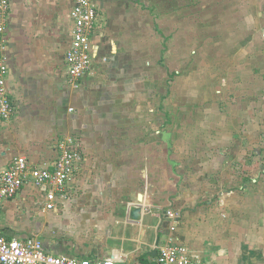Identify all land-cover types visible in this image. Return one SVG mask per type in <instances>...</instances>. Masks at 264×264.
I'll return each instance as SVG.
<instances>
[{
	"label": "crops",
	"instance_id": "1",
	"mask_svg": "<svg viewBox=\"0 0 264 264\" xmlns=\"http://www.w3.org/2000/svg\"><path fill=\"white\" fill-rule=\"evenodd\" d=\"M96 1L92 69L76 87L66 63L74 0H9L7 80L15 109L9 121L0 116V174L21 154L30 167L53 165L68 137L83 159L53 210L44 209L46 188L29 177L0 204V234L116 264H158L166 244L188 247L192 264H264V0L214 2L228 26L217 32L242 36L200 42L242 49L246 55L232 50L212 62L247 66L241 78L226 77L224 103L181 106L177 121L169 102L153 100L154 77L142 68L169 35L156 36L132 0ZM194 10L195 18L203 15ZM131 205L142 206L139 220L130 219Z\"/></svg>",
	"mask_w": 264,
	"mask_h": 264
},
{
	"label": "built area",
	"instance_id": "2",
	"mask_svg": "<svg viewBox=\"0 0 264 264\" xmlns=\"http://www.w3.org/2000/svg\"><path fill=\"white\" fill-rule=\"evenodd\" d=\"M10 9L9 0H0V116L9 121L14 114V104L8 87L9 41L7 21ZM73 20L72 41L66 53L69 80L78 86L92 69V34L98 18L96 0H74L71 9ZM83 159L80 149L75 146L72 137L65 138L60 144L58 159L53 165L30 167L25 155H17L9 168L0 174V204L13 198L29 177L32 182L47 190L45 210L57 207L60 196L66 198V185L75 177L79 163ZM170 219H176L173 210L167 211ZM174 228V227H173ZM158 264H192L190 250L184 245L166 244L160 247L157 256ZM0 264H116L113 259L91 260L48 252L41 239L36 237L12 238L0 234Z\"/></svg>",
	"mask_w": 264,
	"mask_h": 264
},
{
	"label": "rangeland",
	"instance_id": "3",
	"mask_svg": "<svg viewBox=\"0 0 264 264\" xmlns=\"http://www.w3.org/2000/svg\"><path fill=\"white\" fill-rule=\"evenodd\" d=\"M138 1L143 2V0ZM144 1L143 7L140 3H137V0L131 1L134 7L137 5L140 8L138 13L141 16L140 20L148 24H151L153 20V24L156 27L154 29L156 32L155 35L161 33L160 36L156 35L160 39H162L161 35L163 33L169 35L167 44L163 46L162 44L159 46L156 45L155 55L158 58H155L154 63L145 64L142 67L143 69L147 68L154 77L153 87L155 95L153 100L155 103L162 105L163 101L169 102L171 106V121L178 120L180 114L179 108L181 106L190 105L195 107L201 104L216 103L218 101L224 103L226 96L222 91L227 88L226 77L234 74V78H241L239 75L243 73L244 67L247 65H240V63H232L231 61L229 63L212 62V59L218 55L223 57L229 56L232 50L237 55H246V53L242 49H238L236 53L237 49H230L226 46L221 48L216 45L212 47L210 43L204 46L205 42H200V39L210 40L216 38L218 35H225L226 37L230 34L232 36H242L241 33L237 32L233 34L231 32L221 31L222 28L227 29L228 26L226 24V15L214 3L218 1L170 0V6H167L164 0ZM147 4L149 5L148 7ZM180 4H182L181 8L187 9L186 29L183 32L185 34L179 33ZM146 8L152 13L146 10ZM200 8L202 9L203 15L195 18L194 9ZM224 8L227 9V7ZM152 15H155V18ZM180 19V22L183 23L182 17ZM222 24L225 25L223 26ZM212 27L216 31H212ZM218 28H221V30L217 32ZM178 34H180V37ZM201 44L203 47H201ZM250 66H254V64ZM163 88L166 91L164 97L162 92L160 93V90ZM217 98L218 100L216 101ZM213 111L209 113L210 116Z\"/></svg>",
	"mask_w": 264,
	"mask_h": 264
},
{
	"label": "water",
	"instance_id": "4",
	"mask_svg": "<svg viewBox=\"0 0 264 264\" xmlns=\"http://www.w3.org/2000/svg\"><path fill=\"white\" fill-rule=\"evenodd\" d=\"M171 135H172V133H170V132H165V134H164V140L167 141L169 147L172 146ZM142 210H143V208L141 205H131L130 209H129L130 219L139 220L141 217ZM157 252L158 251L156 250L153 255H156Z\"/></svg>",
	"mask_w": 264,
	"mask_h": 264
}]
</instances>
